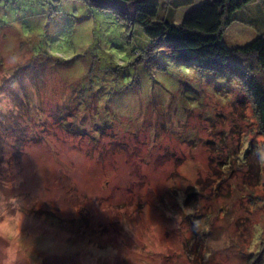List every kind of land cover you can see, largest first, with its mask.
<instances>
[{
  "label": "rangeland",
  "instance_id": "rangeland-1",
  "mask_svg": "<svg viewBox=\"0 0 264 264\" xmlns=\"http://www.w3.org/2000/svg\"><path fill=\"white\" fill-rule=\"evenodd\" d=\"M98 1L0 0V264H247L264 160L236 157L264 133L237 79L147 62L136 7ZM263 35L253 1L223 43Z\"/></svg>",
  "mask_w": 264,
  "mask_h": 264
},
{
  "label": "trees",
  "instance_id": "trees-1",
  "mask_svg": "<svg viewBox=\"0 0 264 264\" xmlns=\"http://www.w3.org/2000/svg\"><path fill=\"white\" fill-rule=\"evenodd\" d=\"M75 1L87 2L102 11L111 8L98 0ZM122 1L136 7L133 24L141 27L151 41L144 51L147 62L158 61L155 57L160 55L181 60L185 64H196L201 68L230 73L240 86L241 95L235 101L246 106L245 108H252L259 129L264 133V35L235 49H229L223 43V36L234 22L235 13L253 1H259L264 7V0H205L201 7L187 15L180 24L175 23L173 18L182 7L194 0ZM161 8L164 13L159 18ZM235 101L231 103H236ZM246 140L242 141L240 149L243 151L236 158L249 165L252 170L257 159L264 160V145L257 146ZM252 155L257 159L253 156L250 162ZM261 243L260 247L248 251L247 264H264V238Z\"/></svg>",
  "mask_w": 264,
  "mask_h": 264
}]
</instances>
